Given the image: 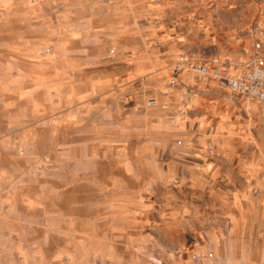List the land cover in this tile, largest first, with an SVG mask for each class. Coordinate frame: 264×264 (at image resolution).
Listing matches in <instances>:
<instances>
[{
	"label": "rangeland",
	"instance_id": "1",
	"mask_svg": "<svg viewBox=\"0 0 264 264\" xmlns=\"http://www.w3.org/2000/svg\"><path fill=\"white\" fill-rule=\"evenodd\" d=\"M256 36L264 0H0V264H264V105L171 77Z\"/></svg>",
	"mask_w": 264,
	"mask_h": 264
},
{
	"label": "built area",
	"instance_id": "2",
	"mask_svg": "<svg viewBox=\"0 0 264 264\" xmlns=\"http://www.w3.org/2000/svg\"><path fill=\"white\" fill-rule=\"evenodd\" d=\"M209 11L216 15L219 5L212 3ZM189 71L203 79L214 81L230 93L249 113L251 104L264 105V39L256 36L250 51L242 58H218L194 60L185 53L178 57V66L171 77L177 79L178 73ZM180 142V141H179Z\"/></svg>",
	"mask_w": 264,
	"mask_h": 264
},
{
	"label": "crops",
	"instance_id": "3",
	"mask_svg": "<svg viewBox=\"0 0 264 264\" xmlns=\"http://www.w3.org/2000/svg\"><path fill=\"white\" fill-rule=\"evenodd\" d=\"M155 62H160L161 63L162 61H154L153 59H151L149 61V60H146V59H142V60L139 61L138 65H137V68L138 69H145V68L150 67V66H155ZM220 116H221V121H222V128H228V124H227V121H226V118L228 116L227 111L226 112H222V113L220 112ZM160 121H162V120H160ZM200 124H201V121H199V125L198 126H200ZM164 126H167V125L165 124ZM192 250H194V251L197 250L198 251V250H201V248H200V246H197V247H195Z\"/></svg>",
	"mask_w": 264,
	"mask_h": 264
}]
</instances>
